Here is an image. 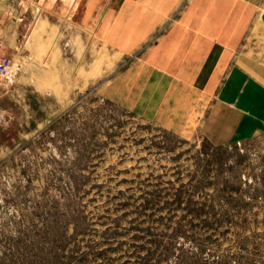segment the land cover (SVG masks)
<instances>
[{
  "label": "rangeland",
  "instance_id": "1",
  "mask_svg": "<svg viewBox=\"0 0 264 264\" xmlns=\"http://www.w3.org/2000/svg\"><path fill=\"white\" fill-rule=\"evenodd\" d=\"M0 9V264H264V0Z\"/></svg>",
  "mask_w": 264,
  "mask_h": 264
},
{
  "label": "built area",
  "instance_id": "2",
  "mask_svg": "<svg viewBox=\"0 0 264 264\" xmlns=\"http://www.w3.org/2000/svg\"><path fill=\"white\" fill-rule=\"evenodd\" d=\"M12 66V61L9 57L0 54V76L7 74Z\"/></svg>",
  "mask_w": 264,
  "mask_h": 264
},
{
  "label": "crops",
  "instance_id": "3",
  "mask_svg": "<svg viewBox=\"0 0 264 264\" xmlns=\"http://www.w3.org/2000/svg\"><path fill=\"white\" fill-rule=\"evenodd\" d=\"M1 1H3V0H1ZM10 15H9V13H6L5 11H2L1 9H0V18L2 19V18H7V17H9ZM0 52L4 55V56H8V57H10L7 53H5L4 51H2V48L0 47ZM261 123L262 124H264V120L263 121H261Z\"/></svg>",
  "mask_w": 264,
  "mask_h": 264
},
{
  "label": "bare ground",
  "instance_id": "4",
  "mask_svg": "<svg viewBox=\"0 0 264 264\" xmlns=\"http://www.w3.org/2000/svg\"><path fill=\"white\" fill-rule=\"evenodd\" d=\"M66 2V1H65ZM72 3V2H71ZM65 4V3H64ZM70 4V3H69ZM106 5V4H105ZM71 6V5H70ZM68 7H69V5H68ZM67 7V8H68ZM70 9V8H69ZM69 13V12H68ZM68 15V14H67ZM66 15V16H67ZM71 15V14H70ZM69 16V15H68ZM70 17V16H69ZM138 24H140V23H138L137 21H134V22H132L131 23V25H130V27H136V26H138ZM9 73V72H8ZM14 76H12V78H13ZM7 79V78H6ZM2 115L4 116V113L0 110V118L2 117Z\"/></svg>",
  "mask_w": 264,
  "mask_h": 264
}]
</instances>
